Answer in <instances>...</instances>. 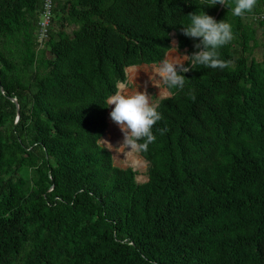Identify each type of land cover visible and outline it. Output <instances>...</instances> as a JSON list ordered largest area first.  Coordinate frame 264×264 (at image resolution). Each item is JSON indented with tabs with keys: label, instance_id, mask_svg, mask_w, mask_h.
Here are the masks:
<instances>
[{
	"label": "trees",
	"instance_id": "trees-1",
	"mask_svg": "<svg viewBox=\"0 0 264 264\" xmlns=\"http://www.w3.org/2000/svg\"><path fill=\"white\" fill-rule=\"evenodd\" d=\"M44 1L0 0V264H264V0L243 17L210 0H53L42 45ZM203 11L232 25L229 67L197 65L158 102L141 182L101 143L106 98L173 32L198 51L181 28Z\"/></svg>",
	"mask_w": 264,
	"mask_h": 264
},
{
	"label": "clouds",
	"instance_id": "clouds-1",
	"mask_svg": "<svg viewBox=\"0 0 264 264\" xmlns=\"http://www.w3.org/2000/svg\"><path fill=\"white\" fill-rule=\"evenodd\" d=\"M217 4L226 5L235 17H243L254 10L257 0H234V6L227 3V0H210L207 6ZM190 22L181 28L184 36L199 40L194 44L198 51L191 55H168L161 63L155 67L154 72L149 74L153 86L160 89L161 98H169L173 90H183L186 77L182 73L195 70L197 65L211 69H225L230 62L222 60L219 49L229 44L233 39L232 25L226 20L217 21L213 16L205 11L190 13ZM169 53L178 52V45L168 48ZM185 62L189 66L185 65ZM137 77V76H136ZM135 77V79H136ZM145 90H136L129 94L126 81H118L114 94L106 98V108L110 107V119L119 127L123 134V141L119 146H114L110 141L102 138L105 148L115 152L119 156H125L136 152H146L149 145L154 143L156 136L153 127L162 119L158 111V105L153 102L151 95L147 92V82ZM194 100L195 97L193 96ZM161 134L164 130L161 129ZM131 149V150H129Z\"/></svg>",
	"mask_w": 264,
	"mask_h": 264
},
{
	"label": "rangeland",
	"instance_id": "rangeland-1",
	"mask_svg": "<svg viewBox=\"0 0 264 264\" xmlns=\"http://www.w3.org/2000/svg\"><path fill=\"white\" fill-rule=\"evenodd\" d=\"M258 41H259V46L255 49V56L258 58L264 59V36L262 35L261 30H259V33H258ZM173 42L176 43L175 34H173L172 45H173ZM172 54L174 55L187 54L188 55L187 49L179 50V53L178 52L169 53L168 55H172ZM158 65H138L136 67H133L135 69V72L140 74L139 77L134 80L130 78L129 73L127 72L126 82H127L128 92L131 94V93H134V91L138 89L140 91H144L145 82H147L146 90L151 95L153 102L158 104V102L162 99L159 96L160 89L158 87L153 86V84L151 83L150 77H149V74L153 73L155 67ZM185 65H187V62H185ZM111 110L112 109L110 108L109 119H108V123L109 121H111V124H109L106 134L103 136V139L110 141L114 146H119L123 141V134L120 131L119 127L110 119ZM101 143L104 144L102 139H101ZM111 152L113 153L114 162L116 165L121 166V167L134 166L131 162L125 160V157L122 155V153H120L119 156H114L117 154L113 151ZM134 156H136L137 158L143 161L141 162L140 166L138 167L134 166V167L138 171L137 179L141 182H144L148 180L149 163L141 155L140 152L139 153L134 152Z\"/></svg>",
	"mask_w": 264,
	"mask_h": 264
},
{
	"label": "built area",
	"instance_id": "built-area-1",
	"mask_svg": "<svg viewBox=\"0 0 264 264\" xmlns=\"http://www.w3.org/2000/svg\"><path fill=\"white\" fill-rule=\"evenodd\" d=\"M53 0H45L43 6V12L41 15V20L39 22V42L43 45L44 41L48 37L49 28L53 22ZM259 19L264 21V10L257 15Z\"/></svg>",
	"mask_w": 264,
	"mask_h": 264
},
{
	"label": "bare ground",
	"instance_id": "bare-ground-1",
	"mask_svg": "<svg viewBox=\"0 0 264 264\" xmlns=\"http://www.w3.org/2000/svg\"><path fill=\"white\" fill-rule=\"evenodd\" d=\"M127 72L129 73L130 78L133 79V80L135 79L136 76H137L136 77V79H137L139 77V75H140V74H138V73L135 72V69L133 67L128 68L127 69ZM109 124H111V121H109ZM122 155L125 157V160L126 161L131 162L134 166H137L138 167V166L141 165V162H143L141 159H139L136 156H134V152L131 153V154H129V155H127V156H125L124 153H122Z\"/></svg>",
	"mask_w": 264,
	"mask_h": 264
},
{
	"label": "water",
	"instance_id": "water-1",
	"mask_svg": "<svg viewBox=\"0 0 264 264\" xmlns=\"http://www.w3.org/2000/svg\"><path fill=\"white\" fill-rule=\"evenodd\" d=\"M173 34H175V32H173ZM176 40L178 41V39L176 38ZM172 41H173V39H172ZM130 67H133V66H130ZM129 67V68H130ZM15 100V102L17 103V107H18V112L20 111V105H19V102H18V100L17 99H14ZM113 154V153H112ZM135 170H136V168L134 167V166H132Z\"/></svg>",
	"mask_w": 264,
	"mask_h": 264
},
{
	"label": "crops",
	"instance_id": "crops-1",
	"mask_svg": "<svg viewBox=\"0 0 264 264\" xmlns=\"http://www.w3.org/2000/svg\"><path fill=\"white\" fill-rule=\"evenodd\" d=\"M175 39H176V37H175ZM176 43H177V45H178V41L176 40ZM179 49V48H178ZM180 50V49H179ZM167 54H169V52L167 53ZM167 58V57H166ZM143 65H148V64H143ZM149 65H158V64H149ZM133 67H136V66H133Z\"/></svg>",
	"mask_w": 264,
	"mask_h": 264
}]
</instances>
